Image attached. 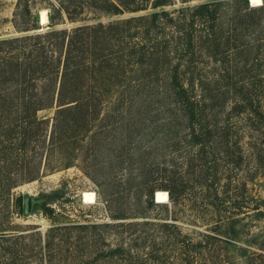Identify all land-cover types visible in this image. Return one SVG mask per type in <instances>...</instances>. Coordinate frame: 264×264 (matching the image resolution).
<instances>
[{"label": "trees", "instance_id": "16d2710c", "mask_svg": "<svg viewBox=\"0 0 264 264\" xmlns=\"http://www.w3.org/2000/svg\"><path fill=\"white\" fill-rule=\"evenodd\" d=\"M171 1L16 0L11 18L15 34L0 37V200L13 187L75 161L96 180L98 171L91 166L99 162L102 149L121 151L115 157L117 163H129L132 168L126 187L144 195L146 203L154 205L156 190L167 193L166 210L172 220L185 199L183 176L188 169L194 176L191 180L204 186L209 204L219 200L221 177L227 187L245 188L246 181L239 175L231 178L221 172L218 176L215 166L217 160L230 156L227 160L240 169L244 149L232 120L248 121L261 114L247 82L251 76L246 73L248 61L257 56L254 53L264 39V4L251 7L247 0H206L165 10ZM225 4L232 6V12L224 16L229 31L223 46L234 50V57L238 56L234 62L242 65L236 81L231 74L221 77L210 71L220 63V8ZM39 7L47 9L45 30L38 24ZM146 10L106 23L56 28L64 19L77 22ZM253 32L247 41V33ZM232 89L237 96L234 101ZM52 107L53 117H38V111ZM150 124L158 134L183 140L191 149L189 157L180 162L185 164L183 173L172 168L175 163L167 155L152 156L134 146L140 129ZM230 134L235 135L231 150L227 147ZM100 180L109 208L117 203L122 212L123 192L128 189L119 191L115 177ZM113 197L119 200L114 202ZM16 201L21 203L20 198ZM109 212L112 220L128 218L112 208ZM138 225L121 221L105 226L120 229L116 234L122 236L128 230L136 231L133 227ZM160 226L173 227L165 222ZM27 236L29 243L22 244L26 249L23 263L19 239L10 242L0 236V249L9 258L4 264H50L54 236L46 233L43 244L39 232ZM124 246V242L117 244L108 257L130 254Z\"/></svg>", "mask_w": 264, "mask_h": 264}, {"label": "rangeland", "instance_id": "374dc122", "mask_svg": "<svg viewBox=\"0 0 264 264\" xmlns=\"http://www.w3.org/2000/svg\"><path fill=\"white\" fill-rule=\"evenodd\" d=\"M183 1L172 0L164 9L171 11L192 7L206 0ZM15 3L16 0H0V37L15 34L11 24ZM254 4L252 6L259 7L264 4V0H255ZM41 10L47 12L44 7H39L36 9L37 14ZM149 10L122 15H99L96 19L77 22L64 19L56 28L70 29L84 23H106L141 15ZM231 12L232 6L228 4L220 8V63L215 71H210L221 77L231 74L236 81L240 79L242 65L239 61L234 62V58L238 57H234L235 51L223 46L229 31V22H224V16ZM261 24L264 26V16ZM45 26L41 28L47 29ZM253 36L254 32L251 35L247 33V41ZM261 41V46L254 53L257 56L247 63L246 73L251 76L247 82L249 88H253L261 114L251 116L248 121L239 117L232 120L243 145V163L237 169L227 160L230 159L228 156L223 161L217 160L218 165L215 166L218 176L221 172L231 178L239 175L246 181L245 188L237 190L232 185L227 187L226 180L221 177L218 182L219 200L216 205L209 204L210 198L204 186L191 180L194 176L188 169L183 176L185 199L175 213V220H172L170 211L166 210V206H169L167 193L156 190L152 194L154 205L146 203L144 195L134 188L126 187V178L132 168L129 163H117L115 157L121 151L102 149L98 153L99 162L91 166L98 171L96 180L91 179L82 165L75 161L67 168L44 173L35 180L13 187L7 198L0 200V236L8 238L10 242L19 239L21 246L29 243L27 235L31 232L40 233L42 244L46 233L50 237L54 236L50 264H264V39ZM234 93L232 89L231 101L237 97ZM54 111V107L46 108L38 111L37 115L47 119L53 117ZM147 127L150 129L147 130ZM115 134H118V125ZM139 134L133 140L134 146L139 145L140 151L151 152L152 156L167 155L175 163L172 168L178 173L184 172L185 164L180 162L189 157L191 149L183 140L176 142L163 137L152 124L141 128ZM234 136L230 134L227 144L229 150L232 149ZM222 155H217V158ZM112 165L114 167L110 171ZM107 176L116 178L120 184L119 191L128 189L123 192L122 212L118 211L121 206H117V203L109 208V202L105 201V194H102L103 187L99 186L98 180L105 181ZM239 194L242 195L241 199L236 198ZM18 198L21 203H17ZM30 198L40 202L32 208L28 202L25 212L24 200ZM113 198L114 202L119 200ZM111 208L116 214L123 213L128 218L112 220L109 212ZM121 221L139 225L133 227L136 231L128 230L122 236L116 234L120 229L105 226ZM163 222L173 227L163 228L160 226ZM25 235L26 238L18 237ZM121 242L130 249V254L108 257L109 250ZM25 250L23 246L18 249L21 263L24 262L22 256H26ZM41 251L44 252L43 246ZM7 259V254L0 249V264L6 263Z\"/></svg>", "mask_w": 264, "mask_h": 264}, {"label": "water", "instance_id": "95a60500", "mask_svg": "<svg viewBox=\"0 0 264 264\" xmlns=\"http://www.w3.org/2000/svg\"><path fill=\"white\" fill-rule=\"evenodd\" d=\"M247 2L249 3L250 6H252L250 0H247ZM252 7H254V6H252ZM47 22H48V19H47ZM38 24H39V27H40V28L43 27V26H42V23H41L40 13L38 14ZM28 202L30 203V207L32 208L33 205L36 204V203H39L40 200H35V199H33V198L25 199V200H24V203H23V204H24L25 212H27Z\"/></svg>", "mask_w": 264, "mask_h": 264}, {"label": "bare ground", "instance_id": "6f19581e", "mask_svg": "<svg viewBox=\"0 0 264 264\" xmlns=\"http://www.w3.org/2000/svg\"><path fill=\"white\" fill-rule=\"evenodd\" d=\"M251 1V0H250ZM251 5H252V3H251ZM40 18H41V23H42V25L44 26V25H46V23H47V12L45 11V10H41L40 11ZM156 200V199H155Z\"/></svg>", "mask_w": 264, "mask_h": 264}]
</instances>
